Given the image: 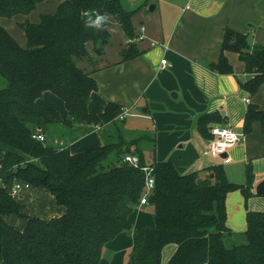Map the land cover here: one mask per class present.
<instances>
[{
    "label": "trees",
    "instance_id": "trees-1",
    "mask_svg": "<svg viewBox=\"0 0 264 264\" xmlns=\"http://www.w3.org/2000/svg\"><path fill=\"white\" fill-rule=\"evenodd\" d=\"M43 1L0 0V18L28 15ZM139 9L126 10L123 0H63L52 15L20 25L24 47L0 25V77L7 82L0 90V145L10 149L0 160V264H99L105 244L122 232L132 237L129 264H162L163 251L170 245L177 250L167 264H264V212L247 213L246 243L231 248L225 244L232 234L227 196L235 191L246 200L253 196L251 170L246 185L231 183L223 166L208 168L205 179L197 172L181 174L172 163L154 159L153 135L127 140L125 130L117 127L120 106L108 103L98 114L87 109L97 86L73 59L88 56V43L95 53H103L109 41L108 18L129 39L135 38L131 18ZM97 15H107L102 26H87ZM228 51L238 53L245 64L249 78L241 87L256 95L264 87V46L250 47L246 35L228 30L220 61L210 68L232 74ZM138 56L134 45L121 52L122 62ZM43 92L63 102L67 119L36 104ZM256 121L264 131V111L251 104L245 133ZM224 122L220 113H207L197 118L196 126L203 137L212 139L210 125ZM108 125L103 145L82 153L71 155L52 143L67 130L71 133L65 137L78 138L82 133L75 135V126ZM37 135L44 142L32 138ZM144 141L149 149L140 148ZM128 155L137 157L136 166L121 159ZM144 166L155 179L147 202L154 228L133 231L128 217L142 197ZM16 183L47 190L64 213L46 220L24 215L20 199L11 195ZM9 217L23 220L24 227L14 229L6 221Z\"/></svg>",
    "mask_w": 264,
    "mask_h": 264
},
{
    "label": "crops",
    "instance_id": "crops-1",
    "mask_svg": "<svg viewBox=\"0 0 264 264\" xmlns=\"http://www.w3.org/2000/svg\"><path fill=\"white\" fill-rule=\"evenodd\" d=\"M62 1L44 0L30 14L16 16L13 23H0L4 22L11 33L15 26L20 27L25 22L34 24L42 15H52ZM124 1L130 9L140 6L131 18V25L135 38L139 28L144 27V40L129 39L120 26L108 18L109 41L103 53L98 55L88 43V56L73 59L74 65L90 75L97 86L88 98L87 109L91 114H98L108 103L129 108L131 116L141 125V132L154 136V159L172 163L181 174L197 172L200 179H205L209 175L208 168L223 166L231 183L246 185L247 171L251 170L253 196L246 200L241 191H235L229 193L226 200L227 226L232 234L225 244L229 248L242 245L246 243L247 213L264 212V197L256 194L257 185L264 182L262 123L256 121L249 133L244 131L249 105L254 104L264 111V87L254 96L241 87L247 74L238 53H225L233 68L232 74H219L210 65L220 61L228 30L246 35L250 47L264 46V0ZM22 36L19 43L13 39L24 47V33ZM129 45H134L139 56L122 62L121 52ZM163 60L167 61L166 66L162 65ZM36 104L54 110L62 120L68 117L63 102L50 92H43ZM215 112L220 113L225 122L213 123L210 129L226 127L243 136V141L230 150L231 162L226 165L204 157L211 139L203 137L196 126L200 115ZM104 128L75 126V135L82 133L78 138L65 137L71 133L67 130L52 143L71 155L82 153L103 145ZM9 150L0 145V160ZM17 198L23 214L30 217L46 220L64 213L43 188H22ZM10 218L6 221L14 229L24 227L23 220ZM128 219L133 231L154 228L152 209L148 205L136 206ZM131 248V234L122 232L105 244L99 264H129ZM176 250L174 245L167 246L162 264H167Z\"/></svg>",
    "mask_w": 264,
    "mask_h": 264
},
{
    "label": "built area",
    "instance_id": "built-area-1",
    "mask_svg": "<svg viewBox=\"0 0 264 264\" xmlns=\"http://www.w3.org/2000/svg\"><path fill=\"white\" fill-rule=\"evenodd\" d=\"M135 40L136 41L144 40L143 26L139 28V34L136 36ZM166 64L167 61L163 60L162 65L166 66ZM246 78L248 79L249 76L246 75ZM130 115L131 114L129 108H122L120 114L116 117V121L122 122ZM210 134L212 135V139L209 142L207 148L203 152L204 157L209 160H218L222 165L229 164L231 162V159L229 157V152L232 148H234L236 145L240 144L243 141V136L237 134L236 132H234L229 128L220 127V126L212 127L210 129ZM32 138L39 142H44V137L42 135L33 136ZM224 155H227V158H223ZM123 160L126 163L134 166H136L138 162L137 157L132 155L124 156ZM141 171L144 173V188H143L142 197L137 206L147 205L148 197L153 193L155 189V179L151 173L152 171L151 168L149 166H144L141 167ZM22 188L28 189L29 186L27 184L16 183L11 189L12 197L17 198L18 192Z\"/></svg>",
    "mask_w": 264,
    "mask_h": 264
},
{
    "label": "rangeland",
    "instance_id": "rangeland-1",
    "mask_svg": "<svg viewBox=\"0 0 264 264\" xmlns=\"http://www.w3.org/2000/svg\"><path fill=\"white\" fill-rule=\"evenodd\" d=\"M144 4V3H143ZM143 4H141V5H143ZM123 6H124V8L126 9V10H133V9H135V8H132V9H130L129 7H127L126 5H125V1L123 0ZM126 6V7H125ZM18 16V15H17ZM15 17L16 16H14V17H12V18H0V21H6V22H9V21H12V23H13V21H14V19H15ZM3 23L4 22H1L0 23V25L4 28V29H6L5 28V26L3 25ZM7 30V29H6ZM10 30V29H9ZM8 31V30H7ZM12 31L13 32H15V35L12 33ZM8 33L10 34V36L12 37V38H14L18 43H19V39L21 38V37H24V36H22L23 35V32H22V30H21V28L20 27H18V26H15V28L14 29H12L11 30V33L8 31ZM7 86V82H6V80L5 79H3V78H1L0 77V90L1 89H3V88H5ZM62 127V126H61ZM117 127L118 128H122V129H124L125 130V133H126V136H127V140H129V139H134V138H137V137H139L140 135H143V134H145V135H147L148 137H151L152 138V133H150V132H141V125L140 124H138L137 122H136V118L134 117V116H128L125 120H124V122H122V123H117ZM108 128H110V126L108 125L107 127L105 126V128H104V131H106V129H108ZM62 129H65V128H63L62 127ZM66 130V129H65ZM56 134L54 133V135H53V138H56V136H55ZM59 136H60V133H59ZM50 141H51V139H50ZM140 148L141 149H143V150H146V149H149L150 148V143L149 142H141L140 143ZM213 161V160H212ZM23 213V212H22ZM10 219H13V220H15V221H22L21 219H19V218H16V217H11ZM18 223H20V222H18Z\"/></svg>",
    "mask_w": 264,
    "mask_h": 264
},
{
    "label": "clouds",
    "instance_id": "clouds-1",
    "mask_svg": "<svg viewBox=\"0 0 264 264\" xmlns=\"http://www.w3.org/2000/svg\"><path fill=\"white\" fill-rule=\"evenodd\" d=\"M106 19L107 15H97L95 20H92L90 17L89 21L87 22V26L100 28L102 26V22H104Z\"/></svg>",
    "mask_w": 264,
    "mask_h": 264
},
{
    "label": "water",
    "instance_id": "water-1",
    "mask_svg": "<svg viewBox=\"0 0 264 264\" xmlns=\"http://www.w3.org/2000/svg\"><path fill=\"white\" fill-rule=\"evenodd\" d=\"M152 10H153V7H150L149 11H152ZM223 158H227V155H224ZM121 159H123V156H121ZM210 177L212 179L213 175H211ZM256 194L264 197V182H261L260 184L257 185Z\"/></svg>",
    "mask_w": 264,
    "mask_h": 264
}]
</instances>
